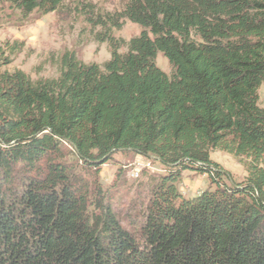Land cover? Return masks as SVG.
Segmentation results:
<instances>
[{"label":"trees","instance_id":"obj_1","mask_svg":"<svg viewBox=\"0 0 264 264\" xmlns=\"http://www.w3.org/2000/svg\"><path fill=\"white\" fill-rule=\"evenodd\" d=\"M7 1L27 17L65 0ZM75 8L110 50L102 64L65 50L57 76L32 79L5 67L22 42L0 48V264H264V0ZM124 20L139 34L115 37ZM213 149L245 175L230 178ZM116 150L163 169L125 225L97 179ZM185 170L214 188L183 196Z\"/></svg>","mask_w":264,"mask_h":264},{"label":"rangeland","instance_id":"obj_2","mask_svg":"<svg viewBox=\"0 0 264 264\" xmlns=\"http://www.w3.org/2000/svg\"><path fill=\"white\" fill-rule=\"evenodd\" d=\"M79 1L84 0H65L57 11L47 14L33 11L24 17L19 10L10 7L7 0H0V48H4L6 42L17 40L23 43L19 51L9 56L11 62L5 67L8 70L21 69L32 79H37L57 76L58 60L65 50L74 51L76 57L86 63L102 64L109 59L107 44L94 40L90 25L75 8ZM87 1L94 4L98 11L105 12L121 9L126 0ZM140 31L139 25L124 20L120 29L112 30V34L128 40ZM119 51H125V47ZM155 63L168 75L172 73V66L160 51L156 54ZM258 92L259 104L264 106V82ZM210 157L222 166L230 178L240 180L246 173L241 162L228 153L213 149ZM147 162L150 164L147 165ZM119 168L123 171L116 177ZM134 170H138L137 176L133 175ZM162 171L158 162H152L149 158L128 150H116L112 158L101 166L97 179L111 198L124 225L126 221L123 216L126 211L132 213L135 210L129 208L132 206L131 199L134 203L144 197L142 184L146 175ZM177 186L185 197L193 196L206 188H214L206 174L189 170L183 172Z\"/></svg>","mask_w":264,"mask_h":264},{"label":"built area","instance_id":"obj_3","mask_svg":"<svg viewBox=\"0 0 264 264\" xmlns=\"http://www.w3.org/2000/svg\"><path fill=\"white\" fill-rule=\"evenodd\" d=\"M149 164H150V163L147 162V165H149ZM133 175H134V176H137V175H138V170H134V171H133Z\"/></svg>","mask_w":264,"mask_h":264},{"label":"water","instance_id":"obj_4","mask_svg":"<svg viewBox=\"0 0 264 264\" xmlns=\"http://www.w3.org/2000/svg\"><path fill=\"white\" fill-rule=\"evenodd\" d=\"M149 158H155V159H157L155 156H152V155H150Z\"/></svg>","mask_w":264,"mask_h":264},{"label":"crops","instance_id":"obj_5","mask_svg":"<svg viewBox=\"0 0 264 264\" xmlns=\"http://www.w3.org/2000/svg\"><path fill=\"white\" fill-rule=\"evenodd\" d=\"M260 100V99H259Z\"/></svg>","mask_w":264,"mask_h":264}]
</instances>
